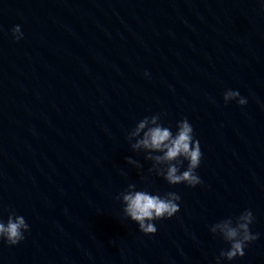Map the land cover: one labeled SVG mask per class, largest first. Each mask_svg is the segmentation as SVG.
Returning <instances> with one entry per match:
<instances>
[{
    "label": "water",
    "instance_id": "1",
    "mask_svg": "<svg viewBox=\"0 0 264 264\" xmlns=\"http://www.w3.org/2000/svg\"><path fill=\"white\" fill-rule=\"evenodd\" d=\"M156 114L192 125L201 184L131 149ZM128 184L179 211L142 233L115 199ZM245 209L258 238L220 264H264V0H0V219L29 225L0 264H216L210 226Z\"/></svg>",
    "mask_w": 264,
    "mask_h": 264
},
{
    "label": "clouds",
    "instance_id": "2",
    "mask_svg": "<svg viewBox=\"0 0 264 264\" xmlns=\"http://www.w3.org/2000/svg\"><path fill=\"white\" fill-rule=\"evenodd\" d=\"M11 34L15 40L23 38L19 25L13 26ZM223 100L225 103L236 100L240 106L247 103L246 98L231 89L225 90ZM175 128L173 133L170 127L164 126L159 114L145 116L126 133V139L133 151L145 152L144 159L152 162L150 172L154 171L157 176H162L169 185L183 183L195 187L202 183L196 174L202 157L199 141L194 139V130L187 118L177 121ZM126 160L137 168L141 167L131 158ZM184 162H187L186 167L181 170ZM115 199L121 201L124 216L135 222L139 231L146 235L157 231L153 221L170 218L179 211L177 202L180 196L176 192L170 191L161 196L146 190H136L134 184H128ZM253 221L251 210L245 209L235 219L225 218L210 226L209 231L229 245L226 250L220 251L216 264H220L221 259L230 261L244 255L247 244L258 238V234L250 231L249 226ZM28 230L29 225L24 217L13 210H9L6 221L0 219V240L9 246H15L24 240V233Z\"/></svg>",
    "mask_w": 264,
    "mask_h": 264
}]
</instances>
